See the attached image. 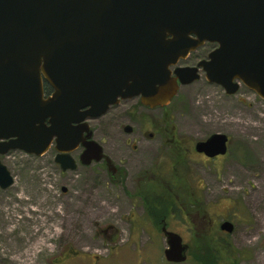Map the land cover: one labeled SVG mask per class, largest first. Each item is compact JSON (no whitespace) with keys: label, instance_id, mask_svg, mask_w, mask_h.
Segmentation results:
<instances>
[{"label":"water","instance_id":"95a60500","mask_svg":"<svg viewBox=\"0 0 264 264\" xmlns=\"http://www.w3.org/2000/svg\"><path fill=\"white\" fill-rule=\"evenodd\" d=\"M205 42L217 44L208 59L177 65ZM200 67L228 95L241 83L264 99V0H0V155L40 156L54 142L55 162L74 169L70 152L82 141L80 161H99L89 119L118 97L166 106L179 86L198 80ZM40 72L53 88L47 97ZM227 140L213 132L195 151L224 155ZM13 179L0 161V188ZM233 228L228 219L219 225ZM161 232L163 257L184 262L182 236L164 223Z\"/></svg>","mask_w":264,"mask_h":264},{"label":"rangeland","instance_id":"374dc122","mask_svg":"<svg viewBox=\"0 0 264 264\" xmlns=\"http://www.w3.org/2000/svg\"><path fill=\"white\" fill-rule=\"evenodd\" d=\"M211 48L200 49L196 59L182 64L195 62ZM133 105H137L136 98L89 120L106 153L127 170L122 185L109 183L103 174L95 177L93 170L101 172L98 163L91 168L80 164L76 169L62 170L54 161L52 147L40 156L18 149L0 155L14 177L10 186L0 188V264H17L16 252L44 232L46 237L52 236L56 225L61 228L65 214L80 215V219L70 225L68 234L51 237L47 243L51 247L36 255V264H199L193 257L198 251L194 236L205 233L217 234L232 251L230 260L227 251L221 252L218 264H258L260 257L264 261V228L254 230L256 220L264 214V195L256 197L257 191L264 190V99L241 83L236 93L228 95L222 86L209 83L203 71L198 80L179 86L165 111L185 151V174L168 175L166 166L161 171L166 175L150 178L156 185L148 181L150 170L158 160L160 164L168 160L170 150L163 149L160 138L144 137L139 129L161 122L164 112L140 109L137 121L126 122L133 127V132L127 133L114 120L117 113ZM213 132L228 137L227 151L221 158L209 159L196 153L193 144ZM137 177L154 190L158 185L165 187L167 181L174 186L179 212L170 213V209L162 217L167 228L181 235L189 246L184 262L171 263L163 257L165 238L161 223L157 224L162 217L155 221L144 209L146 205L131 193ZM188 191L202 204L204 214L192 212L196 208L188 210L192 205ZM259 198L258 204L255 200ZM100 204L108 208L102 211ZM227 219L234 225L230 233L219 229L221 221ZM82 230L85 234L78 239L76 234Z\"/></svg>","mask_w":264,"mask_h":264},{"label":"flooded vegetation","instance_id":"af4514ba","mask_svg":"<svg viewBox=\"0 0 264 264\" xmlns=\"http://www.w3.org/2000/svg\"><path fill=\"white\" fill-rule=\"evenodd\" d=\"M208 45H212V48L210 50L206 51L205 56L199 57L195 62H191L190 64H187V65L188 66H196L199 61L208 59V57H209L208 53L211 50H213L217 46V44L211 43V42H205L202 45L197 46L196 49L190 50L188 52V54L186 55L185 59L179 60L177 65H179V66H187L186 64H182V63H184V61H186V60L196 59L197 58V52L200 49H203L204 47H207ZM174 69H175L174 67H171L172 71ZM200 71H203V69L201 67L199 68V71H198L199 76H200ZM40 74H41V72H40ZM41 85H42V94H43L44 97H47L48 95H50L53 92V88H52L51 84L49 83V81L47 80V78L45 77V75L43 73L41 74ZM3 90H4V83H3L2 78H0V91H3ZM132 98H136L137 105H133V106L128 107V108H124L122 110L121 114L118 115V113H117V118H115V120H114L115 124L120 129H123L124 131H125V125H128L126 122L134 123L135 121H137V119H139L138 118V116H139L138 113H139L140 109H142V110H144V109H147V110L161 109L164 112L162 117L169 115V113H167L165 111L166 106L168 104L166 106H157L155 108H150V107L140 103V97H132ZM132 98L129 99V98H120V97H118V102L116 104L110 105L109 108L107 109V111L105 113H103L102 115L110 113L113 109L119 108L121 103H124L127 100H132ZM102 115H100V117ZM100 117H98L96 119H99ZM88 124H89V127L92 130L91 138H93L94 140H96L100 144V146L103 149L104 155L101 157V159L99 161L91 160V162L89 164H84L82 161H80L81 153L84 151V148H85L84 145L82 144V141H81L79 143L78 147L73 149V151L70 152L72 158L74 159V161H76V167L74 169H76L80 164H81V166H83V168H88V167L91 168L92 164L98 163L97 167H98V169L101 172H97V171L93 170V172L95 174V177H97L98 175H102L103 174V176L105 177V179L109 183H111L113 185L114 184H121L122 185L126 181L127 170H124L119 165H117L115 160H113L106 153V150L103 147L102 141L99 142L94 137V129L91 127L89 121H88ZM129 126H131V125H129ZM144 127L145 128L142 129L143 126H141L140 129H139V133L142 134L144 137H147V138L152 139V140H155L156 138H160L164 150L168 151V149L170 148L169 145H172V146L175 147V150L177 152H180L179 156H173V155L170 154L171 150L169 149L170 152H168V155H166V157H168V160H163V164H160V160H158L156 165L152 167V170H150L151 174L148 176V178H149L148 181L151 182L152 179H150V178H153V177H157L158 178V177H163V175H166V174H162L161 173V171L164 170V168L166 166H167V169H169L168 175L171 174V176H172V172H171L172 168H175V171L177 170V172L174 173L176 177H180L183 174H185L184 173V171H185L184 169L186 167V165H185V163H186L185 151L183 150V146L180 143L181 139H180L179 135L177 134L176 126L174 124H172V123L171 124H168V123L165 124V123L158 122L156 125H145ZM131 132H133V127L132 126H131L130 132H127V133H131ZM131 146H132V148H134V147H136V144H134V145L131 144ZM50 147H52L53 151H55V153H54V161H55V157H56L58 151L55 150L54 142L51 144ZM193 149L195 151V145L193 146ZM198 154L201 155V156L207 157L209 159L221 158L222 157V155H217V156H214L213 158H210L208 156H205L203 153H198ZM59 166H60V164H59ZM71 170H73V169H71ZM144 177H142L143 181L144 180L146 181V178H144ZM149 182H147V184ZM147 184H145V182L144 183H140L138 181V177H137L135 179V183H134L135 190L133 192H131L132 194H134V196H136V197H138L140 199V201H141V203L143 205L145 203H144V199H143V195L142 194H143V192L147 193V192H145V188H144V187L147 186ZM139 188H140V190H139ZM174 190H175V188H174ZM159 191L165 192L164 189L159 190ZM167 191H170L168 189V187H167ZM171 206H173V205H171ZM144 209H148V207L146 206V207H144ZM163 223H164V221L162 222V224ZM166 226H167V224H166Z\"/></svg>","mask_w":264,"mask_h":264},{"label":"trees","instance_id":"16d2710c","mask_svg":"<svg viewBox=\"0 0 264 264\" xmlns=\"http://www.w3.org/2000/svg\"><path fill=\"white\" fill-rule=\"evenodd\" d=\"M161 123H165V124H171V117L169 115L164 116L160 119ZM170 146V150H171V155L173 156H179L180 152H177L175 150V147L172 145ZM172 175L175 176V172H177V170L175 171V168H172L171 170ZM156 185V184H154ZM165 187H168V189L170 191L167 192H161L162 194H159L160 191H158L159 188L164 189ZM164 186H160L158 185L156 190H154L153 186H150L149 184H147L146 188H145V192H143V199H144V203L146 204V206L148 207L147 211L149 213H151L155 219V221H158L162 216L166 215L165 212L169 211L171 209V212H179V209L177 207L178 202H176V199L173 195H177L175 194L176 191L174 190V186L169 184V182L167 181V184ZM171 188V189H170ZM156 193V196L153 195V193ZM188 191V200L190 201L188 207V210H193L192 212H198L201 214H204L203 209H202V204H199L198 201L195 198H192L191 193ZM179 195V194H178ZM173 198H172V197ZM162 198V199H160ZM196 201L198 204H196ZM173 205V206H171ZM201 211V212H200ZM190 213V212H189ZM165 217V216H164ZM164 221L163 217L161 218V220L159 222H157V224H162V222ZM197 236V235H196ZM218 235L216 234H212V233H205V235H199L197 237L194 236V241L195 244L198 246V251L195 252L193 255L194 260H196L197 262H199V264H218L219 261L222 259L221 256V252H228V255L230 253H232L231 249L227 247H225V244L228 245L227 241L224 242L223 240H221L220 238L218 239ZM230 255H229V260H230Z\"/></svg>","mask_w":264,"mask_h":264},{"label":"bare ground","instance_id":"6f19581e","mask_svg":"<svg viewBox=\"0 0 264 264\" xmlns=\"http://www.w3.org/2000/svg\"><path fill=\"white\" fill-rule=\"evenodd\" d=\"M261 153H263L264 155V148H261ZM264 164V163H263ZM264 166V165H263ZM264 181V180H263ZM153 184H156L155 182L151 181ZM158 182V181H157ZM264 183V182H263ZM158 185V184H157ZM162 186V185H160ZM261 189V191H257L256 193V197L258 195V197L263 196L264 195V190ZM262 198H259L257 200H255L258 204L259 201ZM44 201V199L42 200ZM101 205V204H100ZM74 208H78L77 205H75ZM102 211L106 210L108 207L107 205L103 204L99 207ZM58 212V211H57ZM84 215H89V214H84ZM83 215V216H84ZM80 215H63L62 218H64V221L61 222V228H59V225H56L54 229V233L52 236H57L60 237V235L62 234H68L69 233V228L71 224H74V222H76L77 220L80 219L79 217ZM261 216V215H260ZM82 218V217H81ZM257 224L255 226V231L260 230L261 228H264V214H262V216L256 220ZM35 232L38 233V230H36ZM85 234V232L82 231H78L76 236L78 237V239H81V237H83V235ZM51 235L49 237H46L45 232L43 233V235H41L40 237H38L37 239L33 240L30 244H27V246L24 247V249L20 250L21 252H16V256L14 257V260L16 261L17 264H36L37 262V254L40 251H43V248L47 247H51V245L47 244L49 242V240L52 237ZM258 264H264L263 258H259Z\"/></svg>","mask_w":264,"mask_h":264}]
</instances>
